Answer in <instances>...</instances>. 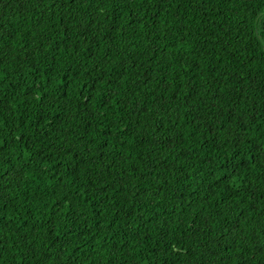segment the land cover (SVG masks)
Instances as JSON below:
<instances>
[{"label": "trees", "instance_id": "trees-1", "mask_svg": "<svg viewBox=\"0 0 264 264\" xmlns=\"http://www.w3.org/2000/svg\"><path fill=\"white\" fill-rule=\"evenodd\" d=\"M0 264H264V0H0Z\"/></svg>", "mask_w": 264, "mask_h": 264}]
</instances>
